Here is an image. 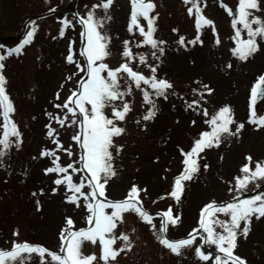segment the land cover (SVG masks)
Here are the masks:
<instances>
[{
    "label": "snow or ice",
    "instance_id": "6c2138e0",
    "mask_svg": "<svg viewBox=\"0 0 264 264\" xmlns=\"http://www.w3.org/2000/svg\"><path fill=\"white\" fill-rule=\"evenodd\" d=\"M182 3L186 6L187 15L193 19L195 35L186 38L172 27L171 31L177 34L174 43L183 48L202 45L201 33L210 28L213 43L219 45L215 23L203 12L204 0H182ZM219 4L230 18L232 46L229 54L236 61L245 62L264 41L261 0H237L234 8L224 0H219ZM113 5L114 0H96L83 15L78 14L75 23L80 25L79 58L72 40H69L64 56L68 65L75 66V71L65 76V81L72 86L62 101L60 89H57L52 101L54 111L45 110L43 113L47 121L43 125V134L53 147L42 146L33 157L49 160L42 172L53 177L50 192H62L65 204L72 205L74 210L83 209V224L77 227L72 216L64 215L57 233L58 250L13 239L9 247L0 248V264H25L33 255L39 264H117V257L133 247L130 233L123 228L129 213L147 225L158 244L171 254L179 256L185 250H192L201 264H248L247 259L237 254L235 249L240 238H247L253 218L257 221L264 219V192L249 196H242V193L248 191L250 184L257 187L264 184V157L254 159L250 153H245L235 174L225 182L229 197L204 202L198 208L194 226L184 236L170 238L167 235L170 228L181 222L182 213L176 209L181 205L188 182L195 179L201 166L204 170L209 168L208 163L201 165L206 150L239 139L245 122L234 119L233 109L227 103L209 114L204 107L207 103L205 93L210 95L214 91L209 84L194 80L192 84L195 86L189 88L194 98L187 99L183 93L174 90L173 82L166 75L159 74L161 56L165 54L168 42L155 35L159 13L155 11L157 5L154 0H128V38L121 41L119 63L109 65L106 58L112 55V51L107 25L112 19L110 10ZM29 25L14 47L5 48L0 44L3 50L0 51V167H5L3 158L13 147L19 149L22 146L23 133L14 119L16 108L7 90L3 69L6 58L21 55L25 45L32 42L37 25L32 21ZM68 26H74L73 22L68 19L60 21V37L65 35ZM134 46L145 51H134ZM231 68L230 61L221 66L222 71ZM134 88L139 92L143 109L134 123L141 129H146L147 123L153 121L160 111L157 98L168 100L169 96H177L185 110L191 109L206 118L205 127L192 135L190 146H178L180 170L172 177L168 189L156 198H168L175 202V207L170 203L154 213L144 207L143 198L148 197V193L136 182L131 183L120 198L107 195V185L118 175L116 161L126 147L119 140L128 131L126 125L135 101ZM246 99L247 124L256 130H264V112L258 113L256 109L257 103L264 100V72L252 80ZM190 123L195 125L196 121ZM69 126L72 128L71 143L65 146L60 139V130ZM220 158L222 160L223 156ZM44 191L40 188L38 193L43 194ZM38 193L31 195L37 196ZM35 208L40 210L39 200L35 201ZM157 217L158 224L154 219ZM131 232L134 233L135 229ZM12 235L18 236V231L13 230ZM85 243L93 249L87 254L83 251ZM205 245L213 250L204 249L202 246Z\"/></svg>",
    "mask_w": 264,
    "mask_h": 264
},
{
    "label": "rangeland",
    "instance_id": "374dc122",
    "mask_svg": "<svg viewBox=\"0 0 264 264\" xmlns=\"http://www.w3.org/2000/svg\"><path fill=\"white\" fill-rule=\"evenodd\" d=\"M216 1L204 0L203 12L215 23L219 45L213 43L211 29L207 28L201 33L202 45L183 48L174 43L177 34L171 28L176 27L186 38L195 35L193 19L187 15L186 6L182 0H154L157 5L155 11L159 13L155 35L168 42L165 54L161 56L159 74L166 75L173 82L174 90L183 93L187 99L194 98L189 91L190 87L195 86L192 84L194 80L199 79L209 84L214 89L210 95L205 93L207 103L204 107L209 114L227 103L233 109L234 119L245 122L239 139H232L230 143L206 150L201 165L208 163L209 168L204 170L201 166L195 179L188 182L181 205L176 209L182 213V219L178 226L168 231L170 238H180L194 226L198 208L204 202L212 199L226 200L229 197L225 182L235 174L245 153H250L254 159L264 157V130H256L247 124L245 103L250 83L257 74L264 72V41L247 61L238 62L232 58L228 51L232 46L230 18L220 10ZM224 1L232 8L237 2ZM71 2L72 0H0V35L19 32L29 16L40 15L49 9H67ZM94 2L96 0H77L75 15L57 13L32 21L37 25L32 42L25 45L21 55H12L4 61L6 66L3 73L7 77V90L14 101V119L23 133V141L19 149L13 147L9 151L8 156L3 158L5 167H0V248L9 247V242L16 239L58 250L57 233L64 215L72 216L77 227L83 224V209L74 210L72 205L65 204L62 192H50L53 177L42 172L49 160L33 157L37 156L42 146L53 147L43 134V125L47 122L43 113L45 110L54 111L52 101L57 89H60L62 101L72 86L65 81V76L74 72L75 66L68 65L64 56L69 40H72L79 58L80 25L75 21L78 14L83 15ZM261 4L264 7V0H261ZM127 10V0H114L110 10L112 19L107 25L112 51V55L106 58L109 65L119 63L121 41L128 38ZM63 19L72 21L74 26L66 27L65 35L60 37L58 27ZM29 26L28 23L26 29ZM7 40L0 43L5 48L14 47L21 39L9 38V42H6ZM134 51L145 49H136L134 46ZM151 59L149 56V60ZM229 61L232 68L222 71L221 66ZM236 78L239 82H236ZM133 91L135 101L126 125L128 131L119 140L126 147L121 158L116 161L118 175L107 185V195L110 198H120L131 183L136 182L140 187L146 188L148 197L143 198V204L154 213L170 203L175 207V202L168 198H156L168 189L172 177L180 170L178 146L188 148L192 135L205 127L206 118L191 109L185 110L182 100L177 96H169L168 100L157 98L160 111L153 121L147 123L146 129H141L134 123L137 114L143 111L140 107L141 97L137 89L134 88ZM263 103L264 100L259 107ZM192 120L196 121L195 125L190 123ZM60 131V139L67 146L71 143L72 128L69 126ZM61 157L62 160L65 159L63 154ZM40 188L45 189L43 194L38 193ZM33 192L38 195L32 196ZM260 192H264V184L259 187L250 184L248 191L242 193V196ZM36 200L41 203L39 211L35 208ZM154 219L158 224L159 218ZM123 228L130 233L134 242L132 249L117 257V264H201L193 256L192 250H185L183 255L177 256L163 249L152 230L132 213L127 214ZM131 229H135V232H131ZM13 230L18 231V236L12 235ZM202 247L208 251L213 250L207 245ZM92 250L90 245L84 244L85 254ZM235 252L245 257L248 264H264V219L257 221L253 218L247 238L239 239ZM25 264H39V260L33 255Z\"/></svg>",
    "mask_w": 264,
    "mask_h": 264
}]
</instances>
